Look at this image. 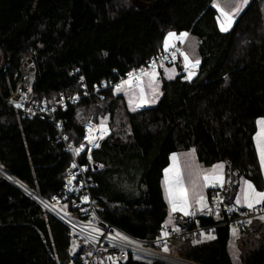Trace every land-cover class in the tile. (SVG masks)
Returning a JSON list of instances; mask_svg holds the SVG:
<instances>
[{
	"label": "trees",
	"instance_id": "1",
	"mask_svg": "<svg viewBox=\"0 0 264 264\" xmlns=\"http://www.w3.org/2000/svg\"><path fill=\"white\" fill-rule=\"evenodd\" d=\"M213 2L0 0V165L47 198L62 189L70 165L53 123L25 118L7 101L22 59L31 53L35 100L53 104L62 92L90 91L59 112L67 119L64 131L71 141H81L87 112L96 121L108 115L112 136L93 151L103 165L94 174L93 193L109 222L134 236L154 237L170 221L165 169L173 153L193 147L201 165L228 160L246 174L253 172L251 179L262 188L254 141L257 119L264 117L261 0H251L226 33L220 31ZM169 32H187L198 40L200 64L191 79L182 77L179 64L162 65L158 102L136 111L126 104V115L123 92L115 86L104 91V98L93 92L103 79L126 76L173 49L164 44ZM164 66L179 70L164 73ZM77 67L80 73H72ZM241 233L240 264H264V219ZM70 237L62 220L0 177V264H69ZM214 237L187 241L175 253L194 264H234L228 227H217ZM122 264L149 263L128 258Z\"/></svg>",
	"mask_w": 264,
	"mask_h": 264
},
{
	"label": "built area",
	"instance_id": "2",
	"mask_svg": "<svg viewBox=\"0 0 264 264\" xmlns=\"http://www.w3.org/2000/svg\"><path fill=\"white\" fill-rule=\"evenodd\" d=\"M182 55L183 49L180 48L160 52L147 60L142 67L130 72L133 74L132 84L138 83L140 79L135 77L142 78V72L153 68V63L155 67L161 64H175L180 62ZM78 71L79 68L73 70L75 73ZM189 71L185 65L182 66L181 73L184 72L185 79ZM35 73L33 55L30 54L21 62L16 74V88L7 101L25 118L37 117L53 123L57 130L58 143L63 144L71 156V164L65 171L62 189L48 200L37 194L40 205L55 214L70 229L69 264H122L128 258L149 264L156 261L170 264L188 263L175 256L173 249L185 245L187 241H201L208 235L215 236L219 226H227L230 237L238 231H251L256 221L264 217V204L254 205L250 209L238 204L235 197L233 198V183L237 185L238 182H223L222 185L215 182L209 185V191L206 193L208 208L200 211L197 207L187 216L173 213L169 223L163 224L154 237H137L109 222L102 215L103 208L93 193L97 187L94 174L102 168V163L93 159V151L98 149L95 144L101 146L102 142L100 127L93 119H88L83 127L82 142L79 145L70 142L68 134L64 131L67 119L59 116V112L67 109L68 100L73 95L61 93L55 104L49 103L46 98L36 101L32 91ZM129 79V73L126 76L118 75L115 80L104 79L94 92L103 97V91L108 87L120 86ZM89 128L92 129L91 132ZM90 136L94 138L91 142ZM82 146L83 150L78 152ZM208 209H211V212ZM177 228L179 231L174 230ZM164 232H169L170 235L164 237ZM117 233L120 236H117ZM121 237H127V240ZM165 244L169 249L167 252L164 251Z\"/></svg>",
	"mask_w": 264,
	"mask_h": 264
},
{
	"label": "rangeland",
	"instance_id": "3",
	"mask_svg": "<svg viewBox=\"0 0 264 264\" xmlns=\"http://www.w3.org/2000/svg\"><path fill=\"white\" fill-rule=\"evenodd\" d=\"M216 2H217V0H214V2H213L214 5H215ZM238 2H239V0H238ZM250 2H251V0H248L247 4L243 5L242 10L239 12L238 15L235 16L234 22L239 17V15L245 10V8L248 6V4ZM220 3L223 6L224 0H220ZM261 5H262V9H263V18H264V0H261ZM218 13H219V11H218ZM219 15H220V13H219ZM234 22H233V24H234ZM188 34H189L188 37L185 38L183 41H181L179 39H174L173 41H171L170 44L173 45V49L171 48L169 50L173 51V50L178 49V48L183 49V54H187L188 57H189V60L194 62L196 59H199V57H198V40H197V38L192 36L190 33H188ZM177 36L179 37L180 35H177ZM178 42H181L180 43L181 45L178 44ZM30 54H28V55H30ZM28 55H26V56H28ZM33 60H34V58H33ZM175 64H179V66L181 67V70H182V66L185 65L184 55H182V58H180V62L175 63ZM161 65H164V64H161ZM160 66L155 67V72H156L157 75H156V78H155V82L153 84V87H155L157 89L156 95H157L158 98L156 99V102L155 103H151V100L153 99V93H152L151 88H149L147 86L150 77L148 75H146V74L147 73H151L153 71V68H150L148 71L144 72L145 75H143V77L140 78L138 83L132 84L130 88H129V86L125 85V90L121 91V92H123V95H124V98H125V103H124V101H122V114H125V111H126L125 105L126 104H128L130 109H132V106L129 105V96L130 95L133 97V103L134 104L139 102L138 96H139V90H140L141 86L144 87L145 96H146V98L149 101L148 103L144 104L141 107H145V106H149V105H155L158 102V100L160 98V95H161V91H162L161 90V83H162L161 75L162 74H161L160 69H159ZM187 69L190 70V71L192 70L190 68H187ZM194 69H193V72H194ZM176 70H179L178 67L164 66V73L171 72V74L173 75L174 72H177ZM183 75H184V72L182 74V77H183ZM141 81L143 82V84H141ZM114 88L116 89V87H114ZM100 107H103V103L100 105ZM141 107H139V108H141ZM80 115L82 116L83 114L80 113ZM85 117H86L85 119H87V121H88V119H93L94 121H96L95 115L93 113L87 112L85 114ZM107 117H108V115L104 114V116L101 118V120L96 121L98 123L99 127L103 123L104 126L107 128V132H103L101 130V127H100V130L102 132V137H103L102 138V142L106 138H108L109 136H112V128H111V125L107 122ZM261 119H264V117L258 118L257 121L261 120ZM87 121H85V123ZM260 132H261V126L257 123V131H256L255 136H254V141H255V147H256L257 156H258L260 175L262 176V185H263L262 188H258L257 185L255 184V181L253 179H251V175H254L253 172L246 174L244 171H241L239 168H236L234 166V164L231 163L228 160H223L221 162H218L215 165H213L212 167H206V166L201 165L198 162L197 155H196L194 147L191 148L190 150H182L180 152H176L175 153V154H177L178 162L180 164V168H181L182 174L184 176V182H185V187H186V189L188 191L189 201L192 204V207L190 208V211L193 210V209H196L197 207L200 208V205L198 203H196V193L197 192L199 193V195H202L204 197V200L206 202V192L204 191L205 187L207 185L209 186V185L215 183V181L209 182V183H205L204 180H203V175L213 174L214 166L219 165V164H223L224 165L222 173H221V170H219V169H216L215 171H216L217 174H222L223 175V182L230 183V184H232L233 182H238L237 185H236V183H233L234 188H233L232 194H234V197H235L236 201L239 199L240 200V204L243 205L244 207H247L246 204L244 203V200H243V190H245L246 187H247L245 185V183H244L245 181L250 182L254 186L256 191L264 192V165L261 164L260 152H259V149L257 147V143H258L257 135ZM102 142H101V144H102ZM186 162L188 164L192 165V170L195 173H197L196 175H193L191 177L189 176V174H188L189 173V169L187 167H185V163ZM172 164H173V161H172V156H171V162H170V164L168 165L167 168H170L172 166ZM0 168H2V167L0 166ZM235 173L237 175H235ZM0 177L6 178L1 173H0ZM237 179H238V181H237ZM164 181H165V174H164V178H163V189H164L165 199H166V201L168 203V200L166 198ZM194 182L197 185V187L195 188V191H194ZM235 189H237L236 192H235ZM25 193L32 200H34V201L39 203V200L37 198V194L38 193L34 189H32V188L28 189L25 186ZM45 198L48 200L47 197H45ZM39 205H40V203H39ZM44 210H46V209L44 208ZM173 213L183 214L182 212H179V211L172 212L171 211V206L168 203V214H170V216H171V214H173ZM260 219H258V221ZM241 236H242L241 231H238L235 234L231 235V237L229 239V242H228V251H229V253L231 255V258H232V261H233L234 264H240L241 263V260H240V254L241 253H240V249H239V239H240ZM201 241H203V240H201ZM192 243H194V242H192ZM172 252L175 254V256H177L176 253H175V249H173ZM185 261H187L189 264H194L193 262H190L188 260H185ZM188 263H182V264H188Z\"/></svg>",
	"mask_w": 264,
	"mask_h": 264
},
{
	"label": "snow or ice",
	"instance_id": "4",
	"mask_svg": "<svg viewBox=\"0 0 264 264\" xmlns=\"http://www.w3.org/2000/svg\"><path fill=\"white\" fill-rule=\"evenodd\" d=\"M247 2L248 0H239V2L238 0H224V4L222 6V4L220 3V0H217L214 7H216L220 13V15L217 17L219 21L220 31L226 33L231 29L235 16L239 14V12L242 10L243 5H246ZM188 35L189 34L185 32V33L180 34V36L178 37L175 32H169L164 42L165 48H168L169 46H173L170 44V42L173 41L174 39H179L183 41L185 38L188 37ZM183 55H184V61H185L186 68L194 69L200 64L199 59H196L194 62H192L189 60V57L187 54H183ZM152 67H153V71L151 73H147L146 75L150 77L147 86L151 88L152 93H153V99L151 100V103H155L156 99L158 98L156 95L157 89L153 87V84L155 82V78L157 75L155 72V63H153ZM194 74L195 73L193 71H189L187 78L191 79V77ZM142 75H145V73L142 72ZM129 76H130L129 80L124 81L122 85L117 86L116 88L117 92L124 91L125 85L129 86V88L131 87L133 74L129 73ZM171 78L172 77L169 76V79ZM135 79L139 80L140 77H135ZM141 84H143L142 81H141ZM138 100L139 102L134 104L133 97L131 95L129 96V105L132 106V111H136L139 107L149 102L145 96L143 86L140 87ZM17 106L19 107V105ZM257 123L261 126V132L258 133L257 135V141H258L257 147L260 152L261 164L264 165V119L258 120ZM100 127L103 132H107V128L104 126L103 123L101 124ZM89 131L91 132L92 129L89 128ZM100 138H103V137L101 136ZM93 139H94L93 137L91 136L89 137L90 142L93 141ZM99 146L100 145L98 143L95 144V147L99 148ZM82 150H83V146L81 147V149H78L77 151L79 152ZM172 161H173L172 166L170 168L165 169L164 184H165L166 198L168 200L169 205L171 206L172 212L179 211V212H182L185 216L191 215L192 213H190V208L192 207V204L189 201L188 191L185 187L184 176L182 174L180 164L178 162L177 154L174 153L172 155ZM73 167H75V165H73ZM101 167H103V165H101ZM185 167L189 169L188 174L190 177L197 174L192 170V165L188 164L187 162L185 163ZM223 168H224L223 164L214 166L213 174L203 175L204 182L209 183V182L215 181V182L221 183L222 185L223 175L217 174L215 170L219 169L221 170V173H222ZM244 183L247 186L246 189L243 190V200L246 206L251 209L254 207V205L264 204V192L256 191L254 186L248 181H245ZM196 187L197 185L194 182V191ZM84 199L87 200V197H85ZM196 203L200 205V211H204L206 208H208V205L205 202L204 197L202 195H199L198 192L196 193ZM237 203L238 204L240 203L239 199L237 200ZM208 211L211 212V209H208ZM261 219H264V217H261ZM249 223H251V221H249ZM174 230L179 231L178 228ZM233 231L235 232V229H233ZM169 235H170L169 232L163 233L164 237H168ZM117 236H120V234L117 233ZM121 238L127 240V237H121ZM206 239H215V237L208 235ZM198 242L199 241H194V243H198ZM164 251L165 252L169 251L166 244L164 247Z\"/></svg>",
	"mask_w": 264,
	"mask_h": 264
},
{
	"label": "bare ground",
	"instance_id": "5",
	"mask_svg": "<svg viewBox=\"0 0 264 264\" xmlns=\"http://www.w3.org/2000/svg\"><path fill=\"white\" fill-rule=\"evenodd\" d=\"M162 52V51H161ZM21 66V65H20ZM78 68V67H77ZM20 69V68H19ZM76 69V68H75ZM72 73H75V72H73L72 71ZM80 73V70L77 72V73H75V74H79ZM104 80V79H103ZM102 80V81H103ZM79 81H80V83L82 84V87H84V88H86L85 86H86V80H85V77H84V75H80V77H79ZM102 81H101V83H102ZM100 83V84H101ZM100 84H98V85H100ZM98 85H96L95 87H94V89H93V92H94V90H95V88L98 86ZM111 87V86H110ZM109 88V87H108ZM107 88V89H108ZM105 91V90H104ZM104 91H103V97L102 96H100L101 98H104ZM62 93H64V92H62ZM90 93V91H88V90H85V95H88ZM95 93V92H94ZM66 94V93H65ZM84 94H79V93H74V94H67V95H73L72 97H70L69 98V100H68V103L69 102H73V101H76V100H78L81 96H85ZM98 94V93H97ZM61 95V94H60ZM60 95H59V98H60ZM100 95V94H99ZM34 98V97H33ZM59 98L57 99V100H59ZM44 99V98H43ZM56 100V101H57ZM37 101V100H36ZM42 101V100H41ZM48 101V100H47ZM56 101L53 103V104H55L56 103ZM98 124V123H97ZM69 136V135H68ZM82 137H83V135H82ZM69 141L70 142H73V141H71L70 140V138H69ZM82 142V139H81V141L80 142H78V143H75V142H73L74 144H76V145H79L80 143ZM69 153V152H68ZM70 159H71V156H70ZM70 164H71V161H70ZM1 166V165H0ZM70 166V165H69ZM68 166V167H69ZM2 167V166H1ZM67 167V168H68ZM3 168V167H2ZM0 168V173L1 174H3L5 177H6V179H8L9 181H11L12 183H14L16 186H18L21 190H23L24 192H25V186L28 188V189H31V188H29L27 185H25L24 183H22L21 181H19L18 179H16L13 175H11V173L8 171V170H6L5 168ZM66 168V169H67ZM66 171V170H65ZM64 176H65V173H64ZM64 185V184H63ZM28 191V190H27ZM39 194V193H38ZM40 195V194H39ZM42 196V195H41ZM44 197V196H43ZM38 203V202H37ZM39 204V203H38ZM42 206V205H41ZM53 214V213H52ZM55 215V214H54ZM56 216V215H55ZM57 217V216H56ZM189 264V263H188Z\"/></svg>",
	"mask_w": 264,
	"mask_h": 264
}]
</instances>
